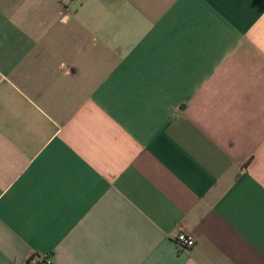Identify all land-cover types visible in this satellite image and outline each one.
Masks as SVG:
<instances>
[{"label": "crops", "instance_id": "crops-1", "mask_svg": "<svg viewBox=\"0 0 264 264\" xmlns=\"http://www.w3.org/2000/svg\"><path fill=\"white\" fill-rule=\"evenodd\" d=\"M47 260L264 264V0H0V264Z\"/></svg>", "mask_w": 264, "mask_h": 264}, {"label": "built area", "instance_id": "built-area-1", "mask_svg": "<svg viewBox=\"0 0 264 264\" xmlns=\"http://www.w3.org/2000/svg\"><path fill=\"white\" fill-rule=\"evenodd\" d=\"M174 242L182 249L189 250L195 247L196 245V239L186 233V232H180L174 236ZM41 261V260H40ZM45 264H52L50 260L45 261Z\"/></svg>", "mask_w": 264, "mask_h": 264}]
</instances>
